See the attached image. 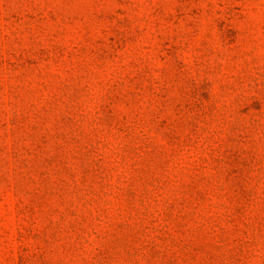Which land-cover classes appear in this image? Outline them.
Instances as JSON below:
<instances>
[{
    "label": "rangeland",
    "instance_id": "1",
    "mask_svg": "<svg viewBox=\"0 0 264 264\" xmlns=\"http://www.w3.org/2000/svg\"><path fill=\"white\" fill-rule=\"evenodd\" d=\"M0 264H264V0H0Z\"/></svg>",
    "mask_w": 264,
    "mask_h": 264
}]
</instances>
